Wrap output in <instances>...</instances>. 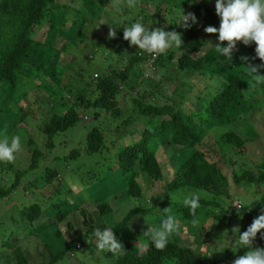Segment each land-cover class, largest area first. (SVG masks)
Segmentation results:
<instances>
[{
  "label": "trees",
  "instance_id": "16d2710c",
  "mask_svg": "<svg viewBox=\"0 0 264 264\" xmlns=\"http://www.w3.org/2000/svg\"><path fill=\"white\" fill-rule=\"evenodd\" d=\"M64 1L68 0H0V139L4 135L9 141L16 135L25 136L32 152L23 167L0 161V198L18 189L35 195L34 201L14 218L20 225L18 231L13 230L17 234L11 231L2 240L1 261L232 264L249 250L239 246L233 250L239 232L234 234L232 229L245 231L264 209V119H254L264 110V83H256L247 70L260 64L254 59V43L244 46L236 42L230 50L231 59L227 60L215 50L218 43L226 47L227 41L219 42L217 33L200 37V29L192 28L179 33L183 41L180 48L153 56L136 46L130 47L122 38L123 27L139 22L149 31H176L174 12L160 7L167 2L175 6L176 13L194 14L204 29L218 28L214 5L208 0H157L159 6L150 15L148 7L140 6L136 0H83L82 5L87 7L80 10ZM70 15L76 19L66 32L63 24ZM100 17L109 22L104 24L111 27L109 31L116 27L114 37H108L109 31L97 38L87 37L88 28L98 26L92 19ZM167 19L170 23L165 26ZM46 21L50 23L47 35L39 41L34 34ZM68 33H81L82 38L75 41ZM58 36L67 38L61 49L52 42ZM67 50L88 63L100 64L98 71L77 65L72 73L73 61L60 65L61 53ZM191 74L207 80L200 87L186 83L190 92L199 88V104H188L185 98H174L162 89L167 83L181 86ZM256 74L264 76V69ZM50 75L54 77L52 82L47 80ZM70 75L73 78L67 82L62 77L68 79ZM33 85L46 88L55 104L52 109L44 107V115H39L40 105L21 102ZM86 110L93 114L85 115ZM91 117L97 124L84 135L79 146L64 155L73 162L50 166L41 160L55 147L58 134L68 131L80 119ZM29 119L36 120L35 127L45 134L40 146L30 135ZM137 121L142 129H130ZM246 123H251L255 136L246 137L237 131ZM171 156L175 160L172 163L167 160ZM53 158L61 161L58 155ZM89 158H93L92 164H88ZM39 167L40 174H33ZM9 169L13 175L7 182ZM67 169L72 171L64 175ZM73 175L75 179H69ZM110 176L124 187L128 203L134 202L130 210L120 213L116 209L120 202L117 194L112 195L116 187L111 186ZM187 187L213 196H200L196 215L207 212L199 228L191 226L192 217L186 207L171 199L162 200ZM155 188L159 190L152 193ZM234 197H238L239 205H232ZM72 212L81 218V229L68 219ZM167 214L183 227L169 238L164 249L157 250L144 233L153 224L158 227ZM105 227L113 228L123 246L121 251L97 250L93 230ZM213 235L224 239L223 249L202 252L200 246L206 243L209 247L208 240ZM63 236L67 246L55 248L53 239ZM183 237H188L190 244ZM32 242L36 244L33 246ZM254 246L264 248L259 232L251 248ZM81 247L90 248L89 252L73 258ZM39 249L41 261L33 253Z\"/></svg>",
  "mask_w": 264,
  "mask_h": 264
},
{
  "label": "rangeland",
  "instance_id": "374dc122",
  "mask_svg": "<svg viewBox=\"0 0 264 264\" xmlns=\"http://www.w3.org/2000/svg\"><path fill=\"white\" fill-rule=\"evenodd\" d=\"M82 1L83 0H68V1H64V2H67V4L71 5L72 7H75V9L80 10V9H84V8L87 7L85 4L82 5V3H83ZM136 1H139L140 2V6H142V7L143 6H147L148 10H149L148 14H150V15L155 10V8H157L159 6L157 4L158 3L157 0H153V1H151V3L146 2L145 0H143V1L142 0H136ZM208 1L210 3H212L213 5L215 4V0H208ZM178 2L180 3L181 0H178ZM160 7H163L165 9L167 8L166 10L170 9L171 12H174V13H172V16L174 18H176V15H177L176 11L177 10H176L175 6H170L167 2H163L162 4H160ZM181 12L182 11H180V13ZM184 14H186V13H184ZM69 18L70 19L63 24V29L66 32H68L69 28L72 25V20L74 22V20L76 19V16L75 15H70ZM92 23H94V24H96L98 26H90L88 28V30L86 31V34H87L88 38H90V37L91 38H97L99 34H102L103 32H107L111 28V27L107 28L106 26H104V24H107V23L109 24V22L104 17H100L99 19L94 18V19H92ZM169 23H170L169 20L167 22H165V26H168ZM188 23L191 24V20H189ZM49 24L50 23L48 21H46L44 23V25L41 26L38 29V31L34 34V38L39 40V41H44L45 36L47 35V32H48V28L50 26ZM192 28L193 29L194 28L200 29V32H199L200 33V37L207 36L206 32L204 31L203 25L198 23V22L196 24L191 25L190 27H187V28H184V27H181L180 25H178V27L176 28V32L177 33H181L182 31L188 32V31H191ZM111 31L116 32V27H113ZM65 34H67V33H65ZM68 36H72L75 39V41H80V39L82 38L81 33H80V35L78 34L76 36L75 35H71V34H69ZM66 40H67V38L62 37V36L61 37L58 36L52 42L54 43L55 47L61 49L62 46L66 43ZM49 41L51 43V40H49ZM88 50H89V47H87L85 49V52H87ZM70 61H73V64H74V67L70 70L72 73H75L76 71L74 72V70L78 69L77 65H81L83 67L85 66L89 71L94 72V73L98 71L97 70V67H98L97 64L98 63H94V62L93 63H88L85 58H81V57H79L77 55H74L73 51H68V50L66 52L62 51L60 65L64 66L65 63L70 62ZM98 65H100V64H98ZM147 74L150 75L149 73H146L144 75H147ZM64 76H67V75H64ZM64 76H62V77H63V79L66 82L73 78L72 75H70V77L68 79H66ZM76 77L78 78V75H76ZM53 79H54V77L51 76V75L49 77H47L48 82H52ZM205 80L206 79L203 80L202 76L201 77L198 76V74H191L188 77V81L187 82H186V80L182 81L181 82L182 85L179 86V87H175L174 83L173 84L172 83H167V84H165L164 88H162V87H160V88H162V89L166 90L167 92H169L171 94V96L174 97V98H177V97L178 98H185L186 101L185 100L184 101L186 103L193 104L196 101L198 103L197 96L199 94V88L197 86H199V87H200V85L202 86L203 85L202 83H204ZM206 81H205V83H206ZM186 83H188V84L192 83V84H195L197 86L195 88H192V92H190L189 90H191V87L188 84H186ZM21 102L24 103V104L35 103L37 105H40L39 108H38L39 115H44L45 114L44 107H49V108L52 109L55 106V104L51 100V97L49 95L48 90H46V88H44V87H40L39 85H36V86L33 85L32 87L30 86L29 89H28L27 96L24 99H22ZM47 103H50L51 105L48 106ZM41 104H44V105L42 106ZM84 113H85V115H88V116L93 114L92 110H86ZM260 114L261 115L258 114L257 116L254 115L255 116L254 119L256 120V122L262 121L264 119V110ZM29 123H30V126H29L30 127V129H29L30 130L29 131L30 135L36 140V143H38V145L40 146V142L45 139V134L35 127L36 120L29 119ZM96 124H97V120L92 118V117L89 120L80 119L75 126L70 128L66 132L58 134L55 137V147L51 150V152L47 151L44 154V156H41V160L44 161V163L46 165H50V166L58 165V164H60V162H61L62 165H65L66 163L73 162L72 159H68V158L64 157V155L67 154L70 151V149L79 146V143H80L81 139L84 137V135L89 131L90 128H92ZM250 124L251 123H246V124L238 127L237 131H240L246 137L255 136L256 132H254L252 130V127H251ZM141 126H142V124L140 123V121H137L136 124H134L133 126H130V129H134V128L142 129ZM25 141H26V137L25 136H20V149L17 152L14 153V159L10 162L12 167H14V166L15 167H23V166L27 165V162H29L28 160L32 157V152L29 150V148H28L27 144L25 143ZM47 153H48V157L46 155ZM54 155H58L59 159H61V161H59V160L55 161L54 158H53ZM65 159H68V161L66 162ZM92 159L89 158V161H87L88 164H92L91 163ZM97 160H98L97 157L95 159H93V161H95V162ZM167 160L170 163H172V161H175L173 156H171ZM237 167H239V166H237ZM170 168H173V166L170 167ZM65 169H66V167H62V170H65ZM41 171H42V167H39V168L36 169L35 173H33V174H35V175L37 173L40 174ZM71 171H69V169H67L65 172H63V174L65 175V174H67V173H69ZM12 175H13V172L11 171V169H9L8 173H7V177H8L7 182H10V180L12 178ZM69 179H75V176L73 175L72 177H69ZM109 180H112L111 176L109 177ZM102 182H105V180H103ZM112 183L113 184H111V186L115 185L114 187H116L115 190L112 191V193H113L112 195L117 194L118 195V198H117L118 202H120V206L118 208H116V209L120 213H122V210L123 211L130 210L133 207L132 203L134 205V202H132L130 204L128 203L129 199L125 196L124 187L121 186L114 178L112 180ZM7 184L4 183V186L7 185ZM232 184H233V182H232ZM89 189L92 190L91 188H89ZM93 189H94V191L96 190L95 187ZM156 190H159V188L152 189L151 192L153 193ZM190 192H196L201 197H204V198L207 197L208 199H213V196L209 195V193H206V192L198 190V189L187 187V188L180 189L178 192L172 194L169 197H165L164 196L162 198V200L171 199V200L177 201L178 198H182L184 195H187ZM123 194H124L125 197L123 196ZM237 194L239 196L242 194L240 189L237 191ZM249 194L250 193H248V195ZM34 199H35V195L32 194L30 190L24 191L23 189H18V190L15 191V193L12 192L9 196L6 195L5 197L0 198V251L3 248V246L1 245L2 240H4L6 237L8 238V236L11 235V234H9L11 231H13V230H17L18 231V229L20 228V225L17 224V222L14 220L15 216L17 215V217H18V212L24 206L31 204V202H33ZM237 203H239V199H238V197L237 198L234 197L232 205L236 206ZM42 204L44 206L47 205L44 202H42ZM206 212H207L206 210L201 211V214H200L201 219H202V217L204 216V214ZM49 214L50 213L47 212V215H49ZM159 217H161V215ZM50 218L52 220V216ZM68 219H70L74 223L76 229H81V218L75 212H72L70 214V216L68 217ZM143 221H144L143 219H139V222L143 223ZM43 223H46V222H43ZM145 224L147 225L146 222H145ZM156 226H157L156 224H153L152 227H156ZM182 227H183V224L181 222H179V223L177 222V230L181 231ZM49 230H51V229H49ZM12 233H14L15 235L17 234L15 231H13ZM69 235L71 236L72 232H70ZM65 238H66L65 236L56 237L55 239H53V243L52 244L57 249H63V248H65L67 246V244L64 243V239ZM183 238L185 239V241L188 244H190V239L188 237H183ZM223 240L224 239H221V237H219V235L217 237H215L213 235V237L208 240L209 241V247H207V244L205 243V244H202L200 246V249H201L202 252H208V250H210V249H212V250L214 249L216 251H221L223 249V244H224ZM35 244H36V242H32L33 246ZM254 248H256V247L254 246L253 249ZM89 249L90 248H88V247L87 248H82L81 247L79 249V251L76 253V256L73 255V258H76L78 256L81 257L82 255L83 256L86 255L89 252L88 251ZM34 251L35 252H33V253L36 255V258H38V260L41 261V259H40L41 258L40 257L41 249L34 250ZM2 259L3 258H1L0 261ZM5 261H6L5 259L3 261H1V264H4ZM6 264H13V261L10 260Z\"/></svg>",
  "mask_w": 264,
  "mask_h": 264
},
{
  "label": "clouds",
  "instance_id": "9594fccd",
  "mask_svg": "<svg viewBox=\"0 0 264 264\" xmlns=\"http://www.w3.org/2000/svg\"><path fill=\"white\" fill-rule=\"evenodd\" d=\"M190 3H196L198 0H189ZM215 14L219 18V27L208 26L204 29L206 33H217L219 42L227 41L226 47H221L218 43L215 50L219 55L225 56L227 60L231 59L230 50L236 46V42H241L244 46L254 43V59H258L260 64L251 68L247 67L248 74L254 77L256 83H264V76L256 74L258 70L264 69V0H215ZM191 20V24L188 21ZM197 23L194 14L183 12L177 13L175 24L187 28ZM115 36L113 31H109L108 37ZM123 40L127 41L129 46H136L144 53L164 54L166 50L180 48L183 43L181 35L176 31H165L160 28L148 30L143 24L133 22L130 26L123 27ZM20 149V136L16 135L9 138L4 135L0 139V161L11 162L14 159V153ZM200 195L196 192H190L177 202L188 209L191 218L190 224L194 228H199L202 224L201 217L196 215V210L200 205ZM166 213L168 209L164 210ZM113 228L105 227L103 230L96 228L92 235L95 237L97 250L108 252H117L123 249L121 242L114 236ZM264 209L261 214L255 217L245 231L240 232L239 227H234L232 232H239L238 239L233 245L248 247L249 250L236 258L232 264H264V248H251L253 240L257 233H260L261 239H264ZM177 230V221L171 214H167L160 222L158 227H149L144 233L148 237L152 246L157 250H162L169 242V238Z\"/></svg>",
  "mask_w": 264,
  "mask_h": 264
},
{
  "label": "built area",
  "instance_id": "2783aa9c",
  "mask_svg": "<svg viewBox=\"0 0 264 264\" xmlns=\"http://www.w3.org/2000/svg\"><path fill=\"white\" fill-rule=\"evenodd\" d=\"M85 119H88V117L87 116H85ZM238 204V203H237Z\"/></svg>",
  "mask_w": 264,
  "mask_h": 264
}]
</instances>
